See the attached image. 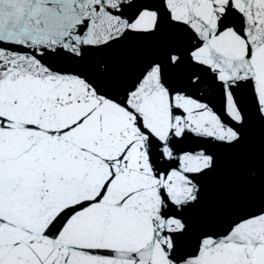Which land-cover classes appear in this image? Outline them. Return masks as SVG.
<instances>
[{
    "label": "snow or ice",
    "instance_id": "snow-or-ice-1",
    "mask_svg": "<svg viewBox=\"0 0 264 264\" xmlns=\"http://www.w3.org/2000/svg\"><path fill=\"white\" fill-rule=\"evenodd\" d=\"M0 264H264V0H4Z\"/></svg>",
    "mask_w": 264,
    "mask_h": 264
},
{
    "label": "water",
    "instance_id": "water-1",
    "mask_svg": "<svg viewBox=\"0 0 264 264\" xmlns=\"http://www.w3.org/2000/svg\"><path fill=\"white\" fill-rule=\"evenodd\" d=\"M4 3V0H0V4H3Z\"/></svg>",
    "mask_w": 264,
    "mask_h": 264
}]
</instances>
